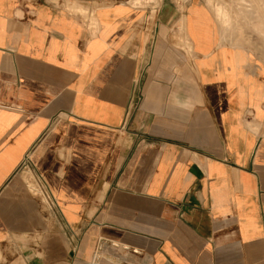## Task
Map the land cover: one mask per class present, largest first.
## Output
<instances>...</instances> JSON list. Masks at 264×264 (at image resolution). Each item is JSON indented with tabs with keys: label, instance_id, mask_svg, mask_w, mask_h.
Returning <instances> with one entry per match:
<instances>
[{
	"label": "crops",
	"instance_id": "1",
	"mask_svg": "<svg viewBox=\"0 0 264 264\" xmlns=\"http://www.w3.org/2000/svg\"><path fill=\"white\" fill-rule=\"evenodd\" d=\"M0 0V264H264V0Z\"/></svg>",
	"mask_w": 264,
	"mask_h": 264
},
{
	"label": "rangeland",
	"instance_id": "2",
	"mask_svg": "<svg viewBox=\"0 0 264 264\" xmlns=\"http://www.w3.org/2000/svg\"><path fill=\"white\" fill-rule=\"evenodd\" d=\"M146 1H147V0H139V4H140V5H146V4H147ZM153 1L157 2V0H153ZM134 2L138 3V0H134Z\"/></svg>",
	"mask_w": 264,
	"mask_h": 264
},
{
	"label": "bare ground",
	"instance_id": "3",
	"mask_svg": "<svg viewBox=\"0 0 264 264\" xmlns=\"http://www.w3.org/2000/svg\"><path fill=\"white\" fill-rule=\"evenodd\" d=\"M139 1V0H138Z\"/></svg>",
	"mask_w": 264,
	"mask_h": 264
}]
</instances>
